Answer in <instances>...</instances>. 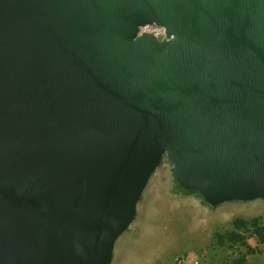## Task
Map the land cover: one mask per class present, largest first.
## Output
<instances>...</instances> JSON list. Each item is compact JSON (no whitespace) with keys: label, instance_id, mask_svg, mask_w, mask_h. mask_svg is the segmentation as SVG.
I'll list each match as a JSON object with an SVG mask.
<instances>
[{"label":"water","instance_id":"obj_1","mask_svg":"<svg viewBox=\"0 0 264 264\" xmlns=\"http://www.w3.org/2000/svg\"><path fill=\"white\" fill-rule=\"evenodd\" d=\"M165 156L264 199V0H0V264H112Z\"/></svg>","mask_w":264,"mask_h":264},{"label":"rangeland","instance_id":"obj_2","mask_svg":"<svg viewBox=\"0 0 264 264\" xmlns=\"http://www.w3.org/2000/svg\"><path fill=\"white\" fill-rule=\"evenodd\" d=\"M263 201L211 207L198 194L176 186L173 165L165 156L139 201L134 222L116 242L112 264H177L182 255L198 256L201 264H232L246 249L220 247L215 233L231 230L237 217H262L264 224ZM249 244L262 253L249 254L246 264H264V247L255 236Z\"/></svg>","mask_w":264,"mask_h":264},{"label":"trees","instance_id":"obj_3","mask_svg":"<svg viewBox=\"0 0 264 264\" xmlns=\"http://www.w3.org/2000/svg\"><path fill=\"white\" fill-rule=\"evenodd\" d=\"M174 182L181 191L196 193L203 199V197L196 191L183 190L177 184L175 174ZM203 201L208 205V203L204 199ZM252 236H255L258 240V244L264 247V224L262 217H254L251 219L237 217L233 220V228L231 230L224 233H215L216 242L220 247L234 250L236 248L246 249V252L241 253L240 256L233 260L232 264H246V258L249 254L262 253L260 247L255 248L249 244V237Z\"/></svg>","mask_w":264,"mask_h":264},{"label":"built area","instance_id":"obj_4","mask_svg":"<svg viewBox=\"0 0 264 264\" xmlns=\"http://www.w3.org/2000/svg\"><path fill=\"white\" fill-rule=\"evenodd\" d=\"M150 32L158 41H167L172 38L166 28L156 25L141 27L139 35ZM177 264H201V258L194 255H182L176 259ZM221 264V263H220Z\"/></svg>","mask_w":264,"mask_h":264},{"label":"crops","instance_id":"obj_5","mask_svg":"<svg viewBox=\"0 0 264 264\" xmlns=\"http://www.w3.org/2000/svg\"><path fill=\"white\" fill-rule=\"evenodd\" d=\"M151 180V179H150ZM150 182V181H149ZM257 200H264V199H257ZM264 202V201H263ZM228 203V202H227ZM257 204H259V202H257ZM263 203H260V205H262ZM256 248V247H255Z\"/></svg>","mask_w":264,"mask_h":264}]
</instances>
